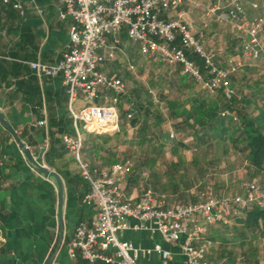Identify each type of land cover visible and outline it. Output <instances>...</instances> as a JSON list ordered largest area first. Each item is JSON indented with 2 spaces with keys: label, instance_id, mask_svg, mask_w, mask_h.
<instances>
[{
  "label": "built area",
  "instance_id": "obj_1",
  "mask_svg": "<svg viewBox=\"0 0 264 264\" xmlns=\"http://www.w3.org/2000/svg\"><path fill=\"white\" fill-rule=\"evenodd\" d=\"M60 18L71 17L68 50L57 63L31 62L39 76H60L69 96V108L74 119L75 135L64 134L63 141L70 155L78 163L80 173L90 184L85 201L95 203L98 212L95 221L80 222L68 250L75 255L80 250L91 264H142L140 248L122 238L129 229L158 231L170 243L182 242L186 255L184 264H225L209 257L211 241L203 240L209 227L218 222L230 223L234 217L253 205L264 208V177L241 182V191L219 195L212 190L199 194L196 201L170 202L165 195L156 196L146 190L135 201L129 196L122 179L132 170L130 161L107 167L91 164L83 157L84 133H114L120 128L119 96L127 92L125 81L107 73L103 66L114 60L121 50V33L139 43L140 53L151 59H159L180 65L189 78L201 81L211 92L223 89L227 98L237 95L230 81L242 62L228 57L223 65L222 49L211 50L203 33L193 31L187 20L188 11L180 6L196 0H57ZM24 11L22 0H4ZM257 7L258 4L254 3ZM174 12V17L167 15ZM223 24L233 25L242 38L245 56L264 59V17L247 19L243 0H230L228 4H214L206 9ZM112 38V39H111ZM112 41V42H110ZM193 52L202 65L189 56ZM131 69L135 64L129 63ZM105 92V93H103ZM111 103H98L100 98ZM84 106L77 107L80 99ZM223 115H231L225 110ZM131 116V114H129ZM44 124L45 120L39 121ZM174 136V132L171 133ZM2 175L0 173V179ZM134 218L137 223H131ZM113 250V254L108 251ZM156 251L162 256V264H170L172 253L156 244L144 252Z\"/></svg>",
  "mask_w": 264,
  "mask_h": 264
},
{
  "label": "crops",
  "instance_id": "obj_2",
  "mask_svg": "<svg viewBox=\"0 0 264 264\" xmlns=\"http://www.w3.org/2000/svg\"><path fill=\"white\" fill-rule=\"evenodd\" d=\"M196 1L199 5L188 3L179 9L193 7L205 14L208 6L226 5L230 0ZM22 2L23 12L12 3L0 0V114L12 128L0 120V209L7 213L6 220L0 219V264H91L80 250L74 256L68 250V242L77 225L82 221L92 224L98 208L95 203L85 201L90 184L83 179L75 158L63 143L58 142L63 134H76L66 86L60 76H39L31 67L34 61L57 63L63 59L68 50L73 19L59 17L57 0ZM243 4L247 19L264 17V0H243ZM170 17H174V12L167 15ZM209 28L213 40L210 45L213 46H207L211 50L224 51L219 57L223 65L227 64L228 57L246 58L242 50L243 39L238 37L233 25L224 26L213 17ZM120 38V52L126 55L131 69L129 63H133L134 53H140L139 45L127 38L126 30ZM220 40H226L227 49L218 46ZM111 63L106 62L103 69L125 81L117 67H109ZM245 93H248L247 88ZM112 97L110 93L108 99L100 98L97 102L111 103ZM84 104L81 98L77 107ZM41 120L45 123L40 124ZM118 131L105 134L115 135ZM102 134L84 133L83 157L93 165L107 167L110 165L105 154L114 150L110 141L115 136ZM17 137L27 145L32 158L23 150ZM37 164L47 166L58 177L48 176ZM125 178L122 185L137 201L142 195L138 191L139 183H127ZM130 221L137 223L134 218ZM207 234L208 231L198 245L211 241ZM122 238L140 248L142 264H162L160 253L144 252L158 243L172 253L170 264L185 263L182 242H166L158 231L129 229L122 233ZM209 245V257L214 261L212 241ZM97 264L108 263L100 261Z\"/></svg>",
  "mask_w": 264,
  "mask_h": 264
},
{
  "label": "rangeland",
  "instance_id": "obj_3",
  "mask_svg": "<svg viewBox=\"0 0 264 264\" xmlns=\"http://www.w3.org/2000/svg\"><path fill=\"white\" fill-rule=\"evenodd\" d=\"M186 10L189 20L195 26V32L203 33L207 45L212 48L213 45L210 43L213 40L209 27L211 18L214 16L207 15L206 10L203 14L193 7L191 9L186 7ZM202 24L204 29H202ZM220 44L218 46L227 49L226 40H220ZM116 58L110 60L113 64L111 63L109 67L114 68L115 66L121 71L128 94L139 89L144 100L153 99L152 109L158 107L161 110L165 129L161 138L152 141L142 137L151 136L150 131L140 133L135 128H129L126 132L119 130L115 135L111 134L115 136L110 141L113 146L111 148L114 150L105 154V160L110 166L126 161L132 163L131 172L125 176L127 183L130 178L138 177V191L142 194L146 190H151L156 196L165 195L170 202H191L198 199L199 194L206 190H212L219 195L235 194L241 191L242 181L264 177V173L247 162L239 147L234 146L230 140L200 147H196L192 142L187 148H175V143L184 134L172 124L173 111L180 113L192 106L193 99L201 91L211 96L217 93L206 89L201 81H196L188 87L183 80L182 73L179 76L176 75L178 67L175 64L147 58L136 52L131 57L135 68L129 69L126 55L118 52ZM237 58L242 62L237 71L241 80L233 83L237 94L247 95L262 90L264 88V62L252 58V61L248 60L247 56ZM246 88L248 93H245ZM162 95L165 99H162ZM118 102L120 104V99ZM171 102L172 105L169 106ZM129 106V103L123 101L119 109L121 107V109H127ZM159 128L155 127V131ZM172 132L174 136L171 135ZM238 228H235L233 219L232 225L226 228L219 227V225L215 228L209 227L208 234L215 233L214 230L218 229L216 239L212 240V248L221 249L224 244L228 248L222 257L218 255L220 252L218 250L214 254L216 259L227 264H264V237H254L248 233V237L243 240Z\"/></svg>",
  "mask_w": 264,
  "mask_h": 264
},
{
  "label": "trees",
  "instance_id": "obj_4",
  "mask_svg": "<svg viewBox=\"0 0 264 264\" xmlns=\"http://www.w3.org/2000/svg\"><path fill=\"white\" fill-rule=\"evenodd\" d=\"M189 56L202 65V60L197 54L189 52ZM261 60L264 62V59ZM175 66L178 67L176 75L179 76L182 73L183 80L188 87L197 81L185 75L180 65ZM239 80L238 72L233 73L230 77L232 83ZM139 92V89H135L129 94L127 91L119 96V107L123 105V101L130 105L127 109L120 108V130L126 132L129 128H135L140 133L150 131L151 136H142L150 141L161 138L165 131L163 114L158 107L152 109L153 99L149 97L150 100H144ZM215 93H217L215 96H211L209 93L201 91L193 99L192 106L185 108L180 113L173 111L172 124L184 134L175 143V148H187L191 146L192 142L196 147H200L230 140L234 146L239 147L247 162L264 173V88L256 93L237 94L230 99L225 96L223 89H219ZM162 99H165L164 95H162ZM225 110H230L231 115H223ZM155 127H160L159 132L155 131ZM63 136L64 134L58 139V142L63 143L65 147ZM102 136L111 135L104 133ZM132 182L138 183V177L130 178V183ZM6 218L7 213L0 209V219L4 221ZM233 220H235V228L239 227V233L243 236V240L248 237V233L254 237H264V208L253 205L244 210L241 216L234 217ZM218 225L226 228L228 225H232V222L230 224L218 222L211 227L215 228ZM218 229L214 230L215 233L207 234L209 240L216 239V230ZM227 249L226 244L221 249L212 248V259L219 261L214 254L219 250L218 255L222 257L226 254Z\"/></svg>",
  "mask_w": 264,
  "mask_h": 264
},
{
  "label": "water",
  "instance_id": "obj_5",
  "mask_svg": "<svg viewBox=\"0 0 264 264\" xmlns=\"http://www.w3.org/2000/svg\"><path fill=\"white\" fill-rule=\"evenodd\" d=\"M0 120L3 122V124H5L8 128L12 129L11 126L4 120V118L2 117V115L0 114ZM18 142L20 143V145L22 146L23 150L26 152V154L32 158L27 145H25L18 137ZM48 176L54 175L56 177H58L57 173L52 171L51 169H49L47 166H44L42 164H37Z\"/></svg>",
  "mask_w": 264,
  "mask_h": 264
}]
</instances>
